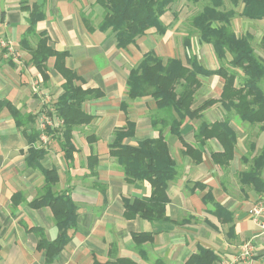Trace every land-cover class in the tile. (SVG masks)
Returning a JSON list of instances; mask_svg holds the SVG:
<instances>
[{
    "label": "crops",
    "instance_id": "obj_1",
    "mask_svg": "<svg viewBox=\"0 0 264 264\" xmlns=\"http://www.w3.org/2000/svg\"><path fill=\"white\" fill-rule=\"evenodd\" d=\"M33 1L0 0V102L9 101L21 113L36 115L27 129H38L35 125L39 115L50 120L48 126L59 129L62 120L56 115L54 103L63 92L64 78L55 67V57L50 56L45 62L48 80L43 82L30 61L28 48H35L37 37H29V44L19 43L28 16L21 6ZM227 1L230 7L222 0V9L235 11L230 19L233 31L253 38L251 32L238 33L232 19L264 21V17L248 19L241 14V0L236 6ZM168 8L160 16L166 27L163 33L150 28L134 43L117 48L114 33L98 28L103 8L95 0L46 2L45 18L36 23L35 31L45 32L51 49L66 52L64 65L78 76L75 85L97 89L101 94L83 102V111L92 119L72 129V161L64 158L57 138L47 137L46 153L39 167H31L26 161L28 142L22 131L24 126L15 124L7 107L0 108V264H93L119 258L136 264H192L188 261L201 248L215 257L211 264H219L236 255L247 240L253 244L251 260L233 264H264V234L250 217L251 207L261 193L245 180L252 160L264 150V122L242 120L218 101L223 87V79L218 75L200 76L199 89L204 84L201 77L212 78L219 86L211 96L198 102L195 96L192 108L210 98L217 101L198 118L185 119L180 127L181 140L164 129L176 166V176L166 188V220L125 216L124 200L147 198L151 186L147 181L127 182L109 146L115 131L126 127L128 121L134 124L128 143L136 145L158 136L160 126L152 124L157 112L155 101L150 96L128 99L126 80L129 70L149 51L163 59L177 57L173 55L175 44L166 39ZM2 38L9 42L11 52L1 44ZM198 42L202 45L201 51L195 53L198 62L210 70L218 68L213 47ZM183 47L190 48L191 44ZM205 55L211 66L201 63ZM178 58L186 64L185 59ZM238 71L235 84L241 86L244 74ZM224 119L235 134V144L232 158L221 166L211 155L221 150L219 142L215 138L199 141L195 133L203 122L212 124ZM52 167L58 173L53 190L70 192L78 206V216L71 239L54 260L47 262L37 244L54 240L58 229L49 207L33 208L29 203L39 196L44 184L42 168ZM259 177L264 184V165ZM134 233H149L152 238L137 243L132 238Z\"/></svg>",
    "mask_w": 264,
    "mask_h": 264
},
{
    "label": "trees",
    "instance_id": "obj_2",
    "mask_svg": "<svg viewBox=\"0 0 264 264\" xmlns=\"http://www.w3.org/2000/svg\"><path fill=\"white\" fill-rule=\"evenodd\" d=\"M48 0H34L31 5L22 4L28 11L27 27L19 40L20 44H29V37L36 36L35 48H29L30 61L42 77L48 80L45 62L50 56L55 57V67L62 74V94L54 103L56 115L61 118L59 129L45 125V134L57 138L64 158L72 161L75 147L72 142V129L75 126L89 123L92 117L83 111V102L100 96L97 89H82L75 85L78 76L64 65L66 52H57L47 45L44 31H35L36 23L45 18L44 6ZM175 0H95L103 8V15L98 24L99 30L114 33L117 48H124L135 42L136 38L144 35L150 28L163 33L166 27L160 16ZM198 2L200 0H190ZM202 8L191 17V26L197 33L198 40L210 44L218 59L219 66L214 70L203 67L195 54L186 55V64L178 57L163 59L153 51L143 55L140 62L129 70L126 80V96L128 99L150 96L154 101L157 112L153 115L152 124L159 125L158 136L145 139L136 145L126 140L134 134L133 122H126L124 128L114 133L110 144V154L116 157L127 182L147 181L151 193L147 198H136L132 202L125 199V216L135 215L149 221L166 220V204L168 196L167 184L176 176V166L170 155L168 144L163 135L164 129L175 134L181 140V124L185 119L198 118L202 111L215 103L216 99H207L199 106L192 108L196 92L201 85L200 76L218 75L223 79V87L218 101L229 111H234L242 120L249 122H264V92L258 85V80L264 76V64L258 58L251 45V35H238L230 25V19L235 14L233 9H222V0H203ZM242 15L248 19L264 17V0H241ZM236 6L238 0H231ZM264 49V37L260 39ZM184 45L189 47V36L184 39ZM27 48V49H28ZM189 49V48H187ZM237 70L244 74L241 86H237ZM7 107L17 126L27 138L28 152L26 161L31 167H39L46 148L42 144L41 131L35 128L27 129L29 122H34L36 115L21 113L9 101H1V107ZM125 104L122 103V107ZM228 120L212 124L203 122L198 127L195 138L199 141L215 138L220 146L219 152L212 153V158L221 166L228 164L233 156L235 134L228 127ZM186 147V142L182 141ZM190 153V152H189ZM92 162V161H91ZM264 165V150L252 160L250 169L246 172L247 182L251 181L257 192L264 191L260 179V170ZM44 184L38 197L29 204L33 208L49 207L58 229L57 237L52 241L38 242V248L43 249L47 262L55 259L59 251L71 239L76 228L78 206L72 200L70 192H55L53 187L58 181L55 167L42 168ZM104 195V189L100 188ZM218 210H222L218 208ZM222 212V211H221ZM225 212V211H224ZM225 214V213H224ZM227 215V214H225ZM132 238L141 243L150 240L149 233H134ZM215 260L212 253L201 248L190 261L192 264H211ZM93 264H136L127 258H119L105 263ZM161 264V263H159Z\"/></svg>",
    "mask_w": 264,
    "mask_h": 264
},
{
    "label": "rangeland",
    "instance_id": "obj_3",
    "mask_svg": "<svg viewBox=\"0 0 264 264\" xmlns=\"http://www.w3.org/2000/svg\"><path fill=\"white\" fill-rule=\"evenodd\" d=\"M225 3L228 7H230V3L225 0ZM204 2L202 0L194 3L190 0H175L170 8L167 10V14L165 16L166 20H170L169 23V30L166 34V39H169L170 43L175 44V48L173 55L177 57H182L186 61V55L188 54H195L197 51H201L202 45H199L197 33L194 32L191 26V17L198 12ZM103 15V14H102ZM102 15L100 17H102ZM164 18V19H165ZM233 27H235L238 33H244L245 31L251 32L253 38L251 39V45L253 46L258 58L264 64V52L260 47L259 37L264 35V21H240L237 18L234 20L232 19ZM189 36L191 47L189 49L182 48L184 44V38ZM163 37V35H161ZM165 37V36H164ZM3 40V41H2ZM1 44L5 43L6 40L2 38ZM168 41V40H167ZM166 41V42H167ZM181 46V47H180ZM201 63L206 66H211L212 62H208L206 55L200 60ZM219 64L220 62L217 61ZM237 72H240L237 70ZM201 77L203 81V86L199 89L196 93L197 102L205 97L211 96L217 89L219 84L215 82L212 78H204ZM258 85L262 88L264 92V76L258 80ZM197 123V121L195 122ZM41 122L40 117L37 118L36 128H40Z\"/></svg>",
    "mask_w": 264,
    "mask_h": 264
},
{
    "label": "built area",
    "instance_id": "obj_4",
    "mask_svg": "<svg viewBox=\"0 0 264 264\" xmlns=\"http://www.w3.org/2000/svg\"><path fill=\"white\" fill-rule=\"evenodd\" d=\"M7 48L10 52L12 51L11 46L9 45V42H5L2 44ZM40 116V130L42 133L40 135V139L42 144L40 146L46 147V139L48 136H46L44 130L45 125H47L50 120L44 115ZM38 116V117H39ZM251 221L258 227L261 233L264 234V191L261 193V195L258 197V199L255 201V203L251 207V213H250ZM253 244L251 241L247 240L243 242L240 247L239 251L236 255L232 256L228 260H223L219 264H233L235 262H248L251 260L253 255Z\"/></svg>",
    "mask_w": 264,
    "mask_h": 264
}]
</instances>
